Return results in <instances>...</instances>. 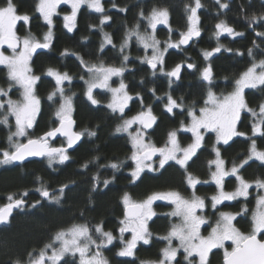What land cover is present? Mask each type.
<instances>
[{
    "label": "snow or ice",
    "instance_id": "6c2138e0",
    "mask_svg": "<svg viewBox=\"0 0 264 264\" xmlns=\"http://www.w3.org/2000/svg\"><path fill=\"white\" fill-rule=\"evenodd\" d=\"M216 3L221 10L229 8L227 2L216 0ZM62 4L71 7L70 14L63 16L64 28L68 32L74 30L77 13L82 6L86 5L88 9L101 14L99 29L103 40L100 44V51L103 52L107 45L115 47L112 37L103 31V26L111 20V17L106 14L102 0H38L35 3L34 12L39 13L48 26L42 41L37 39L28 27L33 18L31 15L20 14L14 0L0 2V66L6 69L8 85L7 88L0 87V125L8 129V148L0 149V166L23 162L29 157H46L49 167L54 163L64 164L70 159L68 150L73 148L85 134L89 137L96 135L94 131H73L75 121L72 118V100L75 94L68 95L64 87L65 81L70 85L73 77L68 72H61L59 69L51 67L47 68L43 75L51 77L55 81V88L48 94L47 100L56 103L57 98L59 99V106L54 113L56 126L39 136H33L31 132L41 113V99L36 92V85L41 76L36 75L33 71V57L39 49L52 47L53 17L59 14L57 9ZM113 7L116 5L113 4ZM202 7L201 0H191V3L185 5L186 30L179 33L177 40L172 39L173 29L169 25L167 9L153 8L147 15L141 11L140 21L135 26L128 28L123 37L119 48L122 56L119 67L105 65L102 60L99 63L88 64L83 57L77 56L81 67L88 76L87 79L84 76H81L80 79L84 81V94L91 104L99 103L94 97V89H104L111 93V100L107 104V108L113 113H118V118L121 121L116 126L115 132L126 134L131 145L129 159L134 163V168L130 172L131 181L134 183L140 179L141 173L146 169L155 172L164 169L166 165L171 166L169 162H174L184 170L187 186L193 190L191 196L186 198L178 191L169 190L155 192L141 201H134L130 194L125 192L121 199L123 218L119 220L118 237L111 231H106L103 222L96 225L74 223L66 229L58 230L42 248L29 251L25 260L15 259L12 264H61L62 261L63 264H68V261L65 260L68 255L74 258L78 256L79 264H108L103 250L117 239L123 246L116 254L120 257H133L138 242L142 241L147 245L151 241L152 233L148 229V221L156 216V212L153 210V204L156 201H166L172 205L173 210L166 215L178 218V220L171 224L167 235L160 237L166 241L165 247L160 251V258L156 261L142 260L140 264H209L208 256L213 249H223V264H264V177L247 181L241 175V170L249 164V161H258L264 165V150L258 148L256 139L264 138V102H261L258 108H253L249 107L245 98L246 89L264 92V59L256 60L253 48H249L248 56L253 57L252 62L239 75V78L235 79L232 91L220 95L213 91L214 76L210 62L202 69H197L193 63H187V69H197L200 72V80L207 87L206 97L202 101V106L197 108L195 102L187 106L182 97L174 98L171 92L165 94L164 109L166 112L174 113V109H179L181 113H186V117L189 119L187 123L181 121L178 129L168 133L163 146H157L149 138L148 130L153 128L158 119L153 114L151 105L145 107L141 98L139 112L129 117L125 111L129 109V102L133 99L123 81L130 59L127 50L133 38H135L137 46L142 48L145 53L142 58H138L140 62L148 65L152 76L165 77L169 88H171L172 84L181 78L185 62L177 63L169 69L166 67V54L169 49H182L201 36L198 11ZM120 11L123 12L126 9L121 8ZM246 19L249 20L250 27L252 24H261L264 22V13L260 16L253 14ZM19 22H23L26 27V34L23 36L18 34ZM142 22H146L143 30H141ZM158 25L168 27V39L163 42L156 35ZM225 33L232 38L244 35L243 32L236 31L225 20H220L215 25L213 33L217 46L202 52L205 61H210L221 50L233 51L220 43V37ZM255 35L264 40V31H255ZM253 46L259 47L255 40ZM149 50H151L150 54ZM236 54L243 55L239 51ZM66 55H69L67 49L61 53V56ZM72 55L76 54L72 53ZM113 77L121 78L118 87H112L110 81ZM14 91L19 93L18 99H12L11 94ZM150 91L155 95V89ZM136 95L139 97V93ZM165 97L157 96L156 99L164 100ZM244 113L248 114L250 119V133L239 131L237 127L242 121ZM180 132L191 133V143L187 146L181 145L178 138ZM206 133H215L216 145H228L234 137H245L249 142L246 157L240 162L234 160L230 168H226L220 148L216 145L212 148L215 158L209 161L210 167L215 166V170H212L210 175L218 190L217 194L211 197L212 209L216 210L217 206L223 204L224 201H234L240 197L247 200L250 196L249 189L253 185L258 190L255 197L256 207L251 213L248 233L242 232L234 224L237 216L248 213L247 205H244L238 213L220 211L214 225L203 215L206 208L205 198L195 194L196 185L201 181L188 172V168L189 161L203 147ZM58 136L65 138L66 145L53 147L50 141ZM98 159L99 157H96L89 163H95ZM123 163V161L112 162L100 167H109L115 173L120 170ZM87 166L86 163L83 167L87 168ZM229 176L235 177L237 182L235 190L231 192L224 190L225 178ZM113 179H115L114 176ZM92 180L95 189V185L100 183L99 173L93 176ZM109 183H111L109 180L103 181L105 187ZM67 187V184L61 186L58 189V194L50 193L44 184L35 190L42 198L58 204ZM28 195V191L18 195L8 194L7 202L0 206V223H7L13 210L23 211L27 205L25 198ZM38 204H40L39 200L32 203L30 207L35 208ZM198 210L200 214H198ZM203 225H208L210 228L207 236L201 234ZM129 232L131 238L126 239L124 234ZM174 240L178 241L176 246H173ZM227 241L231 242V250L226 247ZM181 250L183 251V262L177 260Z\"/></svg>",
    "mask_w": 264,
    "mask_h": 264
},
{
    "label": "trees",
    "instance_id": "16d2710c",
    "mask_svg": "<svg viewBox=\"0 0 264 264\" xmlns=\"http://www.w3.org/2000/svg\"><path fill=\"white\" fill-rule=\"evenodd\" d=\"M2 2V0H0ZM38 0H14L20 14L27 13L33 18L28 26L31 33L42 41L43 35L47 32L48 26L44 23L39 13L34 12L35 3ZM229 4L228 9L221 10L216 0H201L203 7L198 11L200 16L201 36L193 44L185 49H169L166 54V67L172 68L175 64L185 62L181 78L175 81L171 88L167 79L161 75L152 76L151 70L146 64H142L140 59L144 56L142 48L138 47L135 38L130 43L127 54L130 59L125 71L123 81L127 85V90L133 99L126 109L128 116L136 114L141 110V98L143 105H151L153 113L157 116V124L149 132V138L157 146H163L170 131L178 129L181 121L188 122L186 113H181L179 109H174V113H167L164 109L166 103L165 94L171 92L174 98H183L185 105L190 106L193 102L197 108L202 106V101L206 97V84L200 80V72L207 63H211L214 76L213 91L217 95L227 94L232 91L235 79L246 70L252 62L253 57L248 56V49L253 48L256 60L264 59V40L255 35V31H264V22L249 26V20L253 14L260 16L264 13V0H221ZM191 0H104L103 5L106 14L111 17L103 26V31L108 33L115 47L105 46L103 52L100 51V44L103 35L99 29L100 15L82 6L77 13L76 27L72 32L64 28L62 15L68 13L69 7L61 5L59 14L53 17V39L50 49H39L34 54L32 64L36 75L41 76L37 82L36 92L41 99V113L37 117V123L33 130V136H39L43 132L56 126L55 111L59 106V99L56 103L49 102L47 96L55 88V81L51 77L43 75L49 67L59 69L61 72H68L73 77L71 84L64 83L66 93L73 96L72 117L77 122V131H94L96 135L83 136L82 143L73 151H68L70 159L64 164H53L49 167L47 158L42 160H32L21 164H11L0 166V206L7 202L8 194L18 195L28 191L25 198L27 205L23 211L17 209L7 223H0V264H12L15 259L25 260L27 253L33 249L42 248L49 242L50 238L61 229H66L72 224L88 223L96 225L103 222L104 229L111 231L118 237L119 220L123 218L122 196L129 193L134 201H141L148 195L155 192L174 190L180 192L184 197H190L192 189L187 186L184 170L174 162H169L164 169L158 171L145 170L141 173V178L131 181L130 172L134 168V163L129 159L131 155V145L127 135L116 133V126L121 123L118 113H113L107 104L110 101V94L105 90H95L94 97L99 101L93 105L87 99L84 81L80 79L84 76L88 78L86 71L81 67L77 56L83 57L88 64L99 63L101 60L105 65H121L122 56L119 51L123 37L128 28L135 26L140 21V12L146 15L153 9H167L169 13V25L173 29L172 39L177 40L179 33L186 30L187 12L185 5ZM113 4L116 7H113ZM126 11H120V9ZM225 20L236 31L243 32V36L229 37L224 34L220 37V43L233 51L221 50L216 53L210 61H205L202 55L204 50H211L217 46V41L213 35L215 25ZM144 23H141L143 30ZM93 26V27H90ZM18 34H26V27L23 22L18 23ZM255 30V31H254ZM157 38L162 42L168 39V27L163 25L157 27ZM259 47L253 46V41ZM67 49L69 55L61 56ZM237 51L243 55H237ZM75 53L76 55H72ZM193 63L197 69H187L186 64ZM120 77L113 79V84L120 82ZM6 69L0 66V87L7 88ZM155 89V95L150 91ZM139 93V97H137ZM12 97H17L18 93L13 92ZM19 96V95H18ZM165 97L158 100L156 97ZM245 98L249 107L258 108L264 102V92L256 89H246ZM238 129L242 132L250 133V119L248 114H242V121L238 124ZM8 129L0 125V149L8 148ZM178 138L182 146L191 143V133L180 132ZM259 149L264 150V138H256ZM66 145L65 139L52 141V145L60 147ZM216 145L215 133H206L205 142L197 155L189 161L188 172L198 178L201 183L196 185L195 194L202 196L206 201L205 215L210 219L212 225L215 224L220 211L238 213L244 205H247L248 213L237 216L234 224L243 232L250 231L251 213L255 209V197L258 190L252 187L251 195L247 200L238 198L235 201H227L217 206L214 210L211 207L210 195H213L217 188L211 180L210 172L214 166H209V161L214 158L212 151ZM249 142L245 137H234L228 145L219 144L221 156L226 162V167L230 168L232 162H240L246 157ZM99 157L95 163H89L94 158ZM123 165L115 173L109 167H100L112 162H121ZM87 163V168L83 167ZM99 173L100 183L95 185L92 177ZM241 175L247 181H254L258 177H264V165L258 161H249L248 165L241 170ZM113 176L115 179H113ZM109 180L111 183L107 187L103 181ZM207 181V183H204ZM44 184L50 193L58 194V189L67 184L64 196L60 203L44 199L35 189ZM237 186L235 177L225 178V188L234 190ZM39 200L35 208L30 207L32 203ZM170 205L162 202L154 204V209L158 214L148 223V229L152 233L151 241L145 245L140 243L133 257H120L116 253L120 250L121 243L117 239L112 245L103 250L108 264H140L142 260L156 261L160 258V251L166 245V241L160 239L167 235L170 226L175 222V218L166 215L169 213ZM210 229L208 225L204 230ZM204 231V232H205ZM174 245H177L175 241ZM223 250H214L209 258V264H223ZM177 258L183 262V251L181 250ZM68 264H79L76 258L68 255L65 257ZM63 264V261L61 262Z\"/></svg>",
    "mask_w": 264,
    "mask_h": 264
},
{
    "label": "rangeland",
    "instance_id": "374dc122",
    "mask_svg": "<svg viewBox=\"0 0 264 264\" xmlns=\"http://www.w3.org/2000/svg\"><path fill=\"white\" fill-rule=\"evenodd\" d=\"M103 1L104 0H102V3H103ZM62 5H66V4H62ZM61 6V5H60ZM59 6V7H60ZM68 7H69V11H68V13H65V14H70V12H71V7H70V5H67ZM84 6H86V5H84ZM57 12L59 13V8L57 9ZM65 14H63L62 15V17L65 15ZM159 26H163V25H158L157 27H159ZM226 34V33H225ZM224 35V34H223ZM150 51L151 50H149V54H150ZM6 54H8V53H6ZM116 77H113L112 78V80L110 81V83L112 84V87H118V85H119V83L118 84H116V85H114L113 84V79H115ZM65 82H67V81H65ZM95 90H97V89H94V91ZM99 90H104V89H99ZM105 91H107V90H105ZM18 93V92H17ZM93 94H94V92H93ZM109 94H110V100H111V93L109 92ZM18 95H19V93H18ZM17 95V97H19ZM12 99H18V98H15V97H12ZM110 102V101H109ZM108 102V103H109ZM130 103V102H129ZM72 106H73V104H72ZM134 115V114H133ZM132 116V115H131ZM130 117V116H129ZM134 128L136 127L135 125L133 126ZM239 130V129H238ZM203 131V130H202ZM240 131V130H239ZM23 139V138H22ZM51 143V142H50ZM52 145V144H51ZM52 146H54V145H52ZM54 147H56V146H54ZM214 158H215V155H214ZM213 158V159H214ZM214 166V165H213ZM227 168V167H226ZM147 170V169H146ZM214 170H215V166H214ZM253 187L255 188V185H253ZM224 190L225 191H228V192H231V191H234V190H228V189H226V188H224ZM251 190H252V188L251 189H249V192L251 193ZM255 190H257L256 188H255ZM217 192H218V190H216V192L213 194V195H215V194H217ZM213 195H210V199H211V197L213 196ZM198 196V195H197ZM199 197H201V198H203L202 196H199ZM186 198H189V197H186ZM240 198H243V197H240ZM235 201V200H234ZM157 202H162V203H166V204H169L168 202H166V201H156V202H154V204L155 203H157ZM224 202H227V201H224ZM154 204H153V210L156 212V210L154 209ZM170 205V204H169ZM170 210L168 211L169 213L173 210V206L172 205H170ZM256 207V206H255ZM206 209V208H205ZM204 212H205V210H204ZM203 212V215H205V213ZM223 212H229V211H223ZM230 213H233V212H230ZM156 214H158L157 212H156ZM198 214H200L199 213V210H198ZM205 217L210 221V219L205 215ZM172 218H174V217H172ZM10 220V219H9ZM8 220V221H9ZM178 220V218H175V222ZM148 223H149V221H148ZM206 225H203L202 226V228H201V234L202 235H205V236H207L208 235V232L210 231V229H207L206 231L204 230V227H205ZM238 228V227H237ZM239 229V228H238ZM205 231V232H204ZM243 232V231H242ZM244 233H248V232H244ZM118 234H119V232H118ZM125 235V238L126 239H130L131 238V233L129 232V233H125L124 234ZM119 236V235H118ZM177 242V244H178V241H176ZM140 243H143L142 241H140V242H138L137 243V246L140 244ZM174 243H175V240L173 241V246H175L174 245ZM121 246H123L122 244H121ZM226 247H228L229 248V250H231V242L230 241H227L226 242ZM214 250H216V249H213L212 250V252L214 251ZM223 250V249H222ZM211 252V253H212ZM211 253H209V256H208V261H209V258H210V255H211ZM223 253V252H222ZM178 256H179V254H178ZM178 256H177V258H178Z\"/></svg>",
    "mask_w": 264,
    "mask_h": 264
},
{
    "label": "water",
    "instance_id": "95a60500",
    "mask_svg": "<svg viewBox=\"0 0 264 264\" xmlns=\"http://www.w3.org/2000/svg\"><path fill=\"white\" fill-rule=\"evenodd\" d=\"M197 38H195L194 39V41L196 40ZM194 41H192V42H190V44L189 45H187V46H184L183 48H185V49H187V48H189L192 44H193V42ZM182 72H183V69H182ZM182 72H181V74H182ZM154 114V113H153ZM155 115V114H154ZM73 118V117H72ZM73 120L75 121V124H74V126H73V131H75V132H78L77 131V122H76V120L73 118ZM157 124V123H156ZM155 124V125H156ZM155 125L153 126V128L155 127ZM152 128V129H153ZM152 129H149L148 131L149 132H151V130ZM57 139H65V138H63V137H60V136H58L57 138H55L54 140H57ZM54 140H52V141H54ZM82 141H83V137L81 138V140L80 141H78L77 142V144L76 145H74L73 146V148H71V149H69L68 151H73V150H75L81 143H82ZM51 142V141H50ZM54 147V146H53ZM45 157H29V158H27L25 161H23V162H16V163H14V164H21V163H26V162H28V161H32V160H42V159H44ZM17 209H15V210H13V213L16 211ZM13 215V214H12ZM12 217V216H11ZM10 217V218H11ZM9 218V219H10Z\"/></svg>",
    "mask_w": 264,
    "mask_h": 264
},
{
    "label": "flooded vegetation",
    "instance_id": "af4514ba",
    "mask_svg": "<svg viewBox=\"0 0 264 264\" xmlns=\"http://www.w3.org/2000/svg\"><path fill=\"white\" fill-rule=\"evenodd\" d=\"M51 144H52V141H51ZM251 195V194H250Z\"/></svg>",
    "mask_w": 264,
    "mask_h": 264
}]
</instances>
